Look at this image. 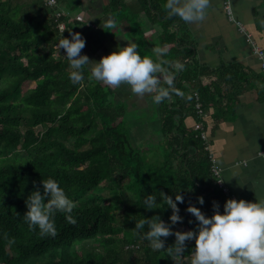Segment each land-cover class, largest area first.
<instances>
[{"label":"trees","instance_id":"obj_1","mask_svg":"<svg viewBox=\"0 0 264 264\" xmlns=\"http://www.w3.org/2000/svg\"><path fill=\"white\" fill-rule=\"evenodd\" d=\"M135 1L145 12L154 11L151 20L161 25L159 44L167 48L160 59L165 71L157 74L161 84L166 86L175 61L185 64L175 75V91L159 104L151 97L140 111L116 100L112 88L92 78L87 67L82 81H71L73 69L58 40L61 33L71 38V32L82 34L87 27L70 20L68 12L58 17L55 12L60 3L69 12L75 4L0 0V264H190L195 239L185 242L183 256H171L167 249L153 250L134 229L135 221L159 215L168 222L173 233L162 237L167 248L176 231L196 229L189 204L211 216L215 202L223 212L233 198L211 171L202 118L213 109L216 121L225 120L246 75L237 63L215 68L198 63L194 40L179 16L159 8L158 0ZM115 16L136 22L119 11ZM202 76L215 78L202 84ZM27 81L34 86L22 91ZM197 122L200 129L194 128ZM49 177L75 202V223L57 212L54 236L29 228L22 218L27 197L36 189L43 192L42 180ZM152 192L159 208L147 209L143 198ZM161 192L173 199L175 192L183 195L177 202L182 221L171 223L172 209Z\"/></svg>","mask_w":264,"mask_h":264},{"label":"crops","instance_id":"obj_2","mask_svg":"<svg viewBox=\"0 0 264 264\" xmlns=\"http://www.w3.org/2000/svg\"><path fill=\"white\" fill-rule=\"evenodd\" d=\"M111 1L68 0L76 7L71 12L60 3L59 10L64 14L68 12L70 20L83 23L87 27L82 33L86 39L83 53L89 56L90 61H98L102 56L108 55V46H104L108 43L104 39L123 47L128 40L138 37L136 42H139L140 54L150 56L160 63L161 54H154V49L160 47V44L158 42L156 47L153 40L160 37L161 25L151 20V13L154 11L147 13L139 10L135 0H123V5L115 7L110 6ZM158 2L159 8L166 9V0ZM230 7L232 19L223 7V0H211L204 20L184 23L194 40L195 59L198 63L213 68L221 64L237 63L246 75L242 90L236 95L237 99L227 118L216 121L211 115L213 109H210L202 118V124L210 151L221 167L222 182L230 195L237 200H264V76L250 42L252 40L264 49V0H230ZM114 9L122 12L125 18L127 15L138 16L141 11L145 19L142 23L145 29L140 30L141 34L135 35L128 20L119 22L113 27L115 34H111L110 38L107 32L111 31L110 25L114 24L109 21H115ZM126 30L130 33L125 32ZM99 35L104 44L98 42ZM214 78L215 76H202L201 83L207 84ZM113 91L116 100H127L130 108L134 106L139 111L147 107L153 97V93H145L143 96L133 93L127 83H121L120 88L115 86ZM123 91L127 93L122 95ZM126 95L129 98H125ZM132 96L137 98L138 103L129 101ZM187 122L192 125L191 119Z\"/></svg>","mask_w":264,"mask_h":264},{"label":"clouds","instance_id":"obj_3","mask_svg":"<svg viewBox=\"0 0 264 264\" xmlns=\"http://www.w3.org/2000/svg\"><path fill=\"white\" fill-rule=\"evenodd\" d=\"M210 3L211 0H166L165 7L170 16H179L185 22H194L205 19ZM109 23L115 21L110 20ZM69 31L71 32V29ZM61 35L63 38L58 40L57 47L66 49L64 56L70 61L73 69L69 74L73 83L85 78L83 69L87 67L92 78L106 85L119 87L121 83H127L131 91L138 95L155 93L153 101L159 104L175 91V75L185 68L183 62L175 61V71L167 73L164 86L157 74L165 69L152 57L142 56L135 40H128L125 46H118L117 50L102 56L98 61H90L89 56L81 51L86 43L81 33L71 32V38L63 36L62 33ZM155 52L158 55L163 54L167 52V48L157 47ZM42 184L43 192L36 189L27 197L25 203L28 211L22 218L29 228L35 230L38 227L41 234L54 236L57 232V212L65 213L66 218L75 223V218L71 215L75 202L60 186L58 180L43 178ZM161 193L166 206L172 209L171 223L182 221L177 202H183V195L175 192L173 199L172 195ZM198 201L203 204V196H199ZM157 203V196L153 192L143 198V205L147 209L159 208L155 207ZM213 207L215 211L208 216L201 208L189 204L187 211L192 213L199 223L196 229L176 231L175 243L167 248L164 247L165 239L162 237H168L173 233V229L159 215L150 218L143 216L135 221L134 229L143 234V239L149 242L153 250L167 249L171 256H183L185 242L195 239L190 264H264V200L229 198L223 205V212L219 210L218 202H215ZM12 242L14 241L10 240V243Z\"/></svg>","mask_w":264,"mask_h":264},{"label":"built area","instance_id":"obj_4","mask_svg":"<svg viewBox=\"0 0 264 264\" xmlns=\"http://www.w3.org/2000/svg\"><path fill=\"white\" fill-rule=\"evenodd\" d=\"M42 1L47 6H55L57 4L56 0H42ZM223 7H224L227 15L229 16V18L232 19L230 0H223ZM63 14H64L63 11L57 10L55 12V16L56 17H58L60 15H63ZM237 24L241 27V25L239 23H237ZM64 27H65L64 23L63 22H59L58 28L60 30H63ZM250 42H251V45H252L251 48L253 50V53L255 54V56L257 57V59L259 61L260 69L264 73V49L262 47H260L259 45L255 44L254 41L251 40ZM196 108H197V111L199 113H201L200 103H196ZM194 128L200 129L201 128V124L198 123V122L195 123L194 124ZM201 137L206 143L205 149L206 150H210L209 149V142H208V140H206L205 133L201 134ZM209 159L211 161V171H212L213 175L218 178V180L216 182L219 184V186L223 187V190L225 192L228 193V189L226 187H224V184L222 182V178H221V171L222 170H221V167L217 164V161H216V159H215V157L213 156L212 153L209 154Z\"/></svg>","mask_w":264,"mask_h":264},{"label":"rangeland","instance_id":"obj_5","mask_svg":"<svg viewBox=\"0 0 264 264\" xmlns=\"http://www.w3.org/2000/svg\"><path fill=\"white\" fill-rule=\"evenodd\" d=\"M139 8V10H141V5H137ZM142 11V10H141ZM141 11H140V13H139V15L138 16H130V15H127V18L130 16L131 18H132V20H133V18H135L136 19V22H134L133 24H132V26H135V28L138 30V31H140L141 29L142 30H144L145 28H144V26L145 25H142V23L143 22H145V19L143 18V16H142V13H141ZM116 14V13H115ZM124 15V14H123ZM124 17V16H123ZM114 18H115V21H118L117 20V18H116V16L114 15ZM124 19V18H123ZM118 23H119V21H118ZM116 22L114 23V24H112V25H110V28H111V31L110 32H107V34L110 36V38H112V35L111 34H115V32L113 31V27H116ZM130 25V24H129ZM131 26V27H132ZM121 27V26H120ZM90 29H92V28H90ZM116 29V28H115ZM122 29V28H121ZM88 31V30H87ZM128 30H126L125 32H127ZM127 33H130V32H127ZM150 34V33H149ZM101 37H102V35H101ZM106 38H108L107 37V35H106ZM108 44H104V41L100 38V35H99V40H98V42H102L103 44H104V46L105 45H107L108 46V48H107V53L109 54V53H111L112 51H114V49L115 48H117L118 49V46H119V44L118 43H114L113 41H110V40H107V39H104ZM134 40L135 41H137V40H139V38L138 37H135L134 38ZM144 41V40H143ZM159 42V38H155L154 40H153V44L157 47L158 45H157V43ZM137 43H139V42H137ZM115 44V45H114ZM114 45V46H113ZM151 45H152V42H151ZM115 47V48H114ZM150 48V47H149ZM154 51H155V49H154ZM57 53L58 52H55L54 53V55L55 56H57ZM156 52H154V54H155ZM103 54H104V52H103ZM104 84V83H103ZM126 84V83H125ZM104 85H106V84H104ZM32 86H34V82L33 81H27V82H24L23 84H22V87H21V89H22V91H24L25 89H27V88H29V87H32ZM107 86H109V85H107ZM113 90H114V87L115 86H110ZM119 88H120V86H119ZM116 92H117V94L119 93L118 92V90L116 89L115 90ZM127 92H125V91H123V93H122V95H125ZM125 98H129L127 95H126V97ZM129 101L130 102H137L138 103V100H137V98H135L134 96H132V98H130L129 99ZM132 114H134L133 112H129V115H131V116H129L130 118H129V120H131L132 118L134 119V117H133V115ZM134 121V123L136 124V120H133ZM208 138V137H207ZM209 149H210V146H209ZM222 177V176H221ZM86 244L88 245H86L87 247H91V243H90V241H87L86 242Z\"/></svg>","mask_w":264,"mask_h":264},{"label":"bare ground","instance_id":"obj_6","mask_svg":"<svg viewBox=\"0 0 264 264\" xmlns=\"http://www.w3.org/2000/svg\"><path fill=\"white\" fill-rule=\"evenodd\" d=\"M264 74V73H263Z\"/></svg>","mask_w":264,"mask_h":264}]
</instances>
